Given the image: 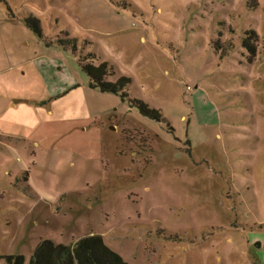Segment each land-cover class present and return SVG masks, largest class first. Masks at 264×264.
Wrapping results in <instances>:
<instances>
[{"label": "rangeland", "instance_id": "1", "mask_svg": "<svg viewBox=\"0 0 264 264\" xmlns=\"http://www.w3.org/2000/svg\"><path fill=\"white\" fill-rule=\"evenodd\" d=\"M256 2L0 0V264L89 234L129 264H264ZM103 61L159 121L90 85Z\"/></svg>", "mask_w": 264, "mask_h": 264}, {"label": "trees", "instance_id": "2", "mask_svg": "<svg viewBox=\"0 0 264 264\" xmlns=\"http://www.w3.org/2000/svg\"><path fill=\"white\" fill-rule=\"evenodd\" d=\"M248 7H255L256 0H247ZM36 31L39 29L33 25ZM252 36L246 37L243 40V45L252 53L255 52V46H252L249 41L257 38L253 30L246 32ZM88 59L87 56L83 57ZM82 69L90 78L91 86H98L101 90L120 94L122 101L127 97L123 87L130 81L129 77L120 76L114 81L105 80L104 76L109 74V66L106 62L98 64L83 63ZM130 99V100H129ZM126 98L130 107H135L138 115L160 120V114L155 108L149 107L142 100L137 98ZM6 264H24L22 255H4ZM27 264H129L123 258L110 249L103 241L99 234H89L78 238L71 244L56 243L49 239H42L33 250Z\"/></svg>", "mask_w": 264, "mask_h": 264}, {"label": "water", "instance_id": "3", "mask_svg": "<svg viewBox=\"0 0 264 264\" xmlns=\"http://www.w3.org/2000/svg\"><path fill=\"white\" fill-rule=\"evenodd\" d=\"M111 128H112V126H111ZM256 246H259V243H257Z\"/></svg>", "mask_w": 264, "mask_h": 264}]
</instances>
